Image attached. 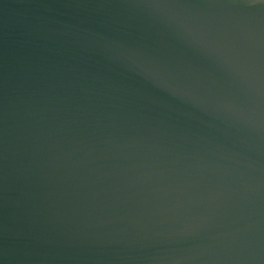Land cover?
Masks as SVG:
<instances>
[{
  "label": "water",
  "instance_id": "obj_1",
  "mask_svg": "<svg viewBox=\"0 0 264 264\" xmlns=\"http://www.w3.org/2000/svg\"><path fill=\"white\" fill-rule=\"evenodd\" d=\"M0 264H264V0H0Z\"/></svg>",
  "mask_w": 264,
  "mask_h": 264
}]
</instances>
